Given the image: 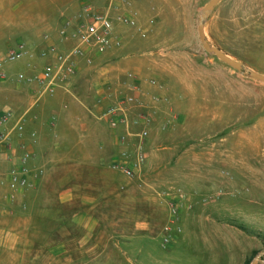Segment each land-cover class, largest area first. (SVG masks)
Wrapping results in <instances>:
<instances>
[{
  "label": "rangeland",
  "instance_id": "obj_1",
  "mask_svg": "<svg viewBox=\"0 0 264 264\" xmlns=\"http://www.w3.org/2000/svg\"><path fill=\"white\" fill-rule=\"evenodd\" d=\"M115 1L0 0V92L13 88L20 72L38 74L47 42L62 44L56 35L66 19L86 6L103 12L111 3L117 17ZM210 1L126 6L149 31L121 27L125 47L96 57L92 67L83 65L80 91L89 94L91 83L109 73L115 84L104 87L113 104L121 92L116 85L136 72L130 62L141 67L143 79L165 87L145 142L143 181L121 194L125 201L117 187L98 206L92 236L82 240L89 244L83 245L85 230L73 221V207L53 205L58 181L40 178L18 203L0 208V264H252L264 253V83L203 47L199 17ZM205 26L212 46L264 74V0H222ZM19 43L34 57L4 63ZM178 190L184 197L174 199ZM173 200L180 231L173 230L165 245Z\"/></svg>",
  "mask_w": 264,
  "mask_h": 264
},
{
  "label": "crops",
  "instance_id": "obj_2",
  "mask_svg": "<svg viewBox=\"0 0 264 264\" xmlns=\"http://www.w3.org/2000/svg\"><path fill=\"white\" fill-rule=\"evenodd\" d=\"M139 2L140 0H116L115 5L121 8L122 13L137 14L141 24L138 13L126 7L128 4L137 7ZM125 30L121 27L116 30V35L123 40L120 49L125 47ZM59 46L64 51L72 46V42ZM120 49L112 51L114 53ZM43 61L47 63L46 59ZM127 65L136 71L129 72L133 73L135 78L127 79L129 81L127 84L116 85V91L121 92L119 95L115 94L113 104L119 97L134 95L148 106L149 116L152 118L161 108V100L166 96V89L162 84L152 85L149 80L143 79L141 71L138 70L141 67L137 66V62H130ZM82 69L83 66L66 89L58 88L53 95H46L41 99H38L37 84H28L16 79L18 83L13 88L0 92V97L6 98L1 103L3 106H0V110H11L17 116L25 115L27 118L24 135L22 137L15 135L8 148L4 146L0 148V171L9 173L13 166L19 163V157L24 152L31 153L33 156L31 166L43 165L44 173L39 181L43 183L58 181L56 190L53 191L52 199L55 201L53 205L68 204L73 207V221L85 230L80 242L86 245L89 243L82 240L92 236L90 231L93 230L92 224L97 221L98 206L107 204L117 187L120 198L125 201L127 196L122 197L121 194L127 195L129 187L143 181L145 168L142 174L134 179L112 169L111 165L122 162L123 153L133 151V145L136 143L135 138L129 137V142L125 145L121 143L120 136L129 131L139 132L142 126L131 123L129 128L125 126L111 128L108 120L103 117L104 112L113 105L107 94L109 90L104 86L115 84V76L109 77L107 73L105 77H100L98 82L91 83L92 92L83 94L80 90L85 81L79 77ZM138 110L131 111L132 120L138 116ZM22 145H25L24 149ZM84 167L86 169H83L82 173L77 172L78 168ZM0 194H4V189L0 188ZM19 200L20 197L13 205ZM5 202L8 201L0 199V208L7 205ZM107 213L110 214V210H107Z\"/></svg>",
  "mask_w": 264,
  "mask_h": 264
},
{
  "label": "built area",
  "instance_id": "obj_3",
  "mask_svg": "<svg viewBox=\"0 0 264 264\" xmlns=\"http://www.w3.org/2000/svg\"><path fill=\"white\" fill-rule=\"evenodd\" d=\"M111 3L107 10L101 12L92 6L84 7L79 13L66 19L57 31V38L61 43L72 42V46L67 50H62L57 43H48L42 50L40 56L46 59L44 67L35 75H28L20 72L15 79L28 84L39 86L38 99L46 95H53L58 88H67L70 81L78 74L79 69L84 65L92 67L96 57L105 55L112 50L120 49L123 40L116 35V30L120 27H127L145 35L149 29L143 26L137 19L135 13H120L113 17ZM151 20L149 24H153ZM34 57V51L29 49L25 43H19L11 47L3 60L4 63H17L27 58ZM128 78H135L133 73H128ZM157 85L156 81L151 82ZM133 109L138 110V116L131 119L130 113ZM148 106L143 104L136 96L126 95L119 97L115 104L109 106L103 117L108 120L113 129L120 126L130 127L131 123L142 126L139 132H128L120 136L121 143L127 145L129 137L136 139L134 150L123 153L122 162H115L112 169L120 171L127 178H137L140 176L147 163L145 153V142L150 136L152 118L149 116ZM27 118L25 115L17 116L14 111L0 110V148L6 147L13 141L15 135L22 137L25 132ZM14 122V123H13ZM25 148V145H22ZM33 158L29 152H24L19 157V163L15 164L9 173L0 171V188L4 189V194H0V199L8 202H15L26 190L35 186L44 173L42 167L31 166ZM181 190H178L174 199L183 198ZM173 220L164 228L163 242L169 245L172 240L173 230L180 231L177 215L179 205L175 200L170 205Z\"/></svg>",
  "mask_w": 264,
  "mask_h": 264
},
{
  "label": "water",
  "instance_id": "obj_4",
  "mask_svg": "<svg viewBox=\"0 0 264 264\" xmlns=\"http://www.w3.org/2000/svg\"><path fill=\"white\" fill-rule=\"evenodd\" d=\"M222 0H211L206 7L204 8L202 14L199 17V25H198V33L200 40L203 44V47L205 50L210 53L214 54L220 61L224 62L225 64L229 65L230 67L236 69L238 72L241 74L252 78L253 80L260 81L264 83V74L258 73L254 70H252L250 67H248L246 64L237 61L236 59L232 58L229 56L225 51L222 49L212 46L210 44V41L207 38L206 35V21L210 14L215 10L217 5L221 2ZM264 253L260 254L257 256V258L254 259L252 264H259L260 262L264 263V260H262V256Z\"/></svg>",
  "mask_w": 264,
  "mask_h": 264
}]
</instances>
